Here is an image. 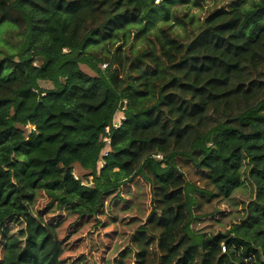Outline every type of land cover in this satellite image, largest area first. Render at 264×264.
I'll use <instances>...</instances> for the list:
<instances>
[{"label":"trees","instance_id":"obj_1","mask_svg":"<svg viewBox=\"0 0 264 264\" xmlns=\"http://www.w3.org/2000/svg\"><path fill=\"white\" fill-rule=\"evenodd\" d=\"M154 1L0 0V230L16 217L25 223L23 244L7 247L0 264H63L65 252L57 226L32 215L15 169L28 189L80 216L97 214L136 177L149 181L148 226L135 250L109 264H264V0H237L202 22L186 13L177 23L184 38L171 19L204 0ZM5 6L25 21L10 49ZM132 39L147 43V62L118 90L87 49ZM121 113L99 168L102 135ZM178 158L200 171L202 188L186 181ZM247 182L254 196L227 230L192 228L194 193L237 206Z\"/></svg>","mask_w":264,"mask_h":264},{"label":"rangeland","instance_id":"obj_2","mask_svg":"<svg viewBox=\"0 0 264 264\" xmlns=\"http://www.w3.org/2000/svg\"><path fill=\"white\" fill-rule=\"evenodd\" d=\"M160 1L155 0V5H158ZM236 1L204 0L201 6L192 4L179 6L177 19L175 17L171 19L172 23H176L175 33H178L181 38L186 37L183 28L180 24L177 25L186 13L202 22L213 9L229 6ZM5 12L14 26V31L6 36L8 49H10V44L18 41L19 35L16 33L21 32L25 21L17 11L9 6H5ZM192 28L195 29L193 26ZM147 49V43L132 39L127 45L117 42L111 45L93 46L89 47L87 52L95 59L103 61L100 64L102 69L110 67V73L116 74V86L120 90L134 82L139 66L144 67L141 60L147 62L146 56H143ZM81 68L87 74L96 75L86 65H82ZM40 84L44 89L53 87L49 82ZM176 165L186 181L199 188L203 187L200 171L188 160L178 158ZM73 171L79 179L82 178V174L76 167ZM13 179L22 187L25 203L32 215L57 226L60 239L65 243L63 264H109L119 259L124 250H135L136 247L132 244L133 237L141 230V227L148 226L149 216L154 211L151 184L142 176L122 185L107 198L102 210L93 216L74 214L69 204L60 202L46 191L28 189L16 169L13 170ZM83 180L89 181L90 175L84 176ZM193 195L195 197L193 209L195 218L192 228L201 233L214 234L227 230L231 222L236 220L235 211L242 209L244 203L254 196V187L247 182L246 186L237 192V206L236 202L215 200L211 202L208 196L202 197V194L198 192ZM156 213L159 214L157 211ZM24 238L23 219L16 217L8 221L0 230V260L7 247L22 245Z\"/></svg>","mask_w":264,"mask_h":264},{"label":"built area","instance_id":"obj_3","mask_svg":"<svg viewBox=\"0 0 264 264\" xmlns=\"http://www.w3.org/2000/svg\"><path fill=\"white\" fill-rule=\"evenodd\" d=\"M125 106H126V101H124V106L122 107V109L124 110L125 109ZM121 110V111H123ZM125 119V116L124 114L121 113V115L119 117H117L111 126H108L106 127L105 129V133L102 135V141L103 143L105 144V149L100 157V160H99V168H102L105 164L104 162V158L108 155V153L110 152V147H111V137H110V133H111V129L114 128V129H118L121 125H122V122L123 120ZM157 159H162L161 155H156L155 156ZM75 178L76 179H79L78 176L75 175ZM92 177L90 176V180L89 181H84L82 180V185L85 186V187H91L93 182H92Z\"/></svg>","mask_w":264,"mask_h":264}]
</instances>
